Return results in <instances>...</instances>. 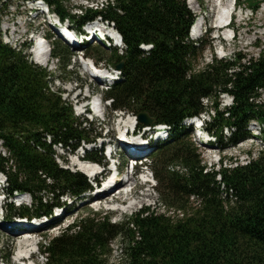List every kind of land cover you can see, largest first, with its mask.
Here are the masks:
<instances>
[{
    "label": "trees",
    "instance_id": "1",
    "mask_svg": "<svg viewBox=\"0 0 264 264\" xmlns=\"http://www.w3.org/2000/svg\"><path fill=\"white\" fill-rule=\"evenodd\" d=\"M12 1L0 0V11ZM18 1L23 6L43 1L76 31L97 18L114 25L124 48L121 54L112 49L108 59L112 67L123 63L122 80L104 93L112 114L147 113L153 127L169 130V138L154 145L150 156L167 211L144 207L121 222H113L110 214L87 213L47 239L41 249L47 264H105L114 242L121 245L123 264H264V151L247 165L223 168L218 181V173H204L194 129L184 124L210 115L204 130L217 137L222 150L252 138L254 120L263 126L264 138V103L258 101L264 97V51L245 63L214 57L198 69L206 46L190 39L194 17L185 0H114L103 8H68L67 0ZM246 1L253 10L263 2ZM49 41L51 58L66 73L73 48L59 37L49 36ZM84 49L104 58L102 46L86 44ZM29 51L30 44L14 48L5 43L0 31V172L7 181L6 196L27 195L32 201L30 206L8 203L10 220L49 218L65 196L83 199L92 189L88 178L61 167L54 148L73 153L100 136L51 89L53 75L32 62ZM223 94L234 99L231 107L221 109ZM87 157L104 159L97 151Z\"/></svg>",
    "mask_w": 264,
    "mask_h": 264
},
{
    "label": "rangeland",
    "instance_id": "2",
    "mask_svg": "<svg viewBox=\"0 0 264 264\" xmlns=\"http://www.w3.org/2000/svg\"><path fill=\"white\" fill-rule=\"evenodd\" d=\"M237 1L241 6V8L237 10L236 18L233 21L237 38L234 43H231L229 40L226 41L227 37L231 34L229 31L219 32L218 34L220 36V41L216 39L217 29L215 22L216 11L213 6L214 0H185L194 17V24L200 21L201 18L199 17H203L206 22L201 34L195 39L202 41V43L206 46L205 50L200 56V60H198V69H202L205 65L212 63L214 57L231 61L242 58V62L245 63L252 58H260V55L263 53L264 0L259 5L257 10H253L246 0ZM102 2V0H67L66 6L71 8L73 6L96 7L99 5L101 8ZM38 9L39 7L33 3H27L23 6L18 0H13L12 4L9 5L5 12L0 11V31L4 42L14 48H20L22 45L31 43L30 34L32 31L37 30L39 33L44 32L48 35L51 34L54 29L48 24V21L55 23V20H58V18L55 15H52L49 19L46 17V13L41 10V13H38L41 17L39 16L37 20H34ZM32 10L33 12L30 14V11ZM73 11L74 14H82L80 10L74 9ZM73 28L75 29L74 26ZM192 38L190 30V39L193 40ZM112 46L115 47L114 43ZM32 47L31 49H33ZM123 48L124 47H118L119 54L122 53ZM31 49L29 54L32 62H35ZM102 49L105 51L103 52L104 58L102 60L99 59L101 53L99 54L96 51L86 49L73 50L71 63L66 73L61 70L60 62L56 59H51L52 62L47 66L39 64L38 66L47 69L53 75V81L50 85L51 89L62 94V98L73 106L76 116H78L82 122L84 119V117L80 116L82 108L76 107L77 99L75 96L80 95L79 98H84L90 94L93 105L102 99L103 102H101L100 109L98 105L95 110L97 116H89L87 118L85 117L88 123L84 125L88 128L90 127L94 131L95 135L100 134L101 138H104L105 135L110 132V138L115 143L119 135V124L126 122L128 117L132 119L135 118V116H133L131 113L125 114V112L119 113L117 115L112 114L111 103L106 104L104 100V92H102L99 87L90 83L89 80L91 79L89 76H87L86 68L82 66V61L79 58L82 55H86L98 66L102 68H109L108 59L110 58L113 51L104 47H102ZM35 64L37 63L35 62ZM258 101L263 103L264 97ZM204 104L209 106L211 105V101L205 102ZM219 104L221 109H224L231 105L232 102L226 95H221ZM205 118L207 121H209L208 115H206ZM89 124H91V126ZM252 124L254 125V128L250 127L252 130V135L257 138L250 139L236 147H230L224 151L220 150L221 152H219L215 146H212V148L216 149L203 148L199 146L196 140L199 153L202 155L205 153L207 159L212 157L211 159L215 158V160H217V156L220 155L221 160L223 161V166L224 164H226L227 167H235L237 164L247 165L251 158L255 159L260 152L264 151V138H262L261 134L263 126L255 122ZM193 129L195 136L196 128L193 126ZM141 133H143V131H141ZM151 134V132H146L145 136L147 138L141 142L146 144L150 140L152 136ZM136 139L139 140L138 138ZM150 146L151 145L148 144L147 149L149 153L147 157L144 158V161H147V166L149 168L148 176L153 177V163L150 161V156L154 153L155 146L152 145V148ZM96 148H98V145H96ZM54 149L57 155V161L61 167L71 170L72 172H78V168L74 165L75 156L71 155L69 153L70 151L62 150L61 147H55ZM0 151L2 154H4L3 149H0ZM116 160L120 163H125V167H123L125 172L130 171L127 163L129 164L132 159L128 154L124 152L122 153V147L118 150V152H116ZM143 172H145V170L141 169V173ZM1 176L3 179H5L3 175ZM144 181L145 177L142 175L139 176V178H133L128 185L121 188L122 190L103 201H92L90 195L84 196L83 198L85 200L82 201H77L70 196H65L62 198L61 203L64 204L65 209L63 210V213L65 218L58 228L44 231L35 237L32 236V239H35L37 242H39V244H37L38 247L35 249L36 253L32 259L36 264H47L46 256H41L42 246H44L45 242L48 241L47 239L61 235L63 231L68 229L70 224L80 217H85L87 213H101L103 215L110 214L112 215L113 222H121L125 217H130L131 215L138 213L144 207H149L155 210L160 209V212H166L167 207L162 204V198L160 193L157 191V184L155 183L153 188H149L147 185H144ZM5 188L6 186L4 189H2V193H0V204L3 200V197H6L4 202L5 206L11 202H13L16 206L22 203L21 200H18V197L9 199L5 194ZM130 190L131 194L129 193ZM23 199L25 200L23 201V204L28 206L32 204L29 196H26ZM191 202H193V200H191ZM4 212L5 208L3 209V213L0 210V223L2 221L1 217L3 216ZM54 213L59 215V212L56 210H54L53 214ZM15 221V219H9L7 223L14 224ZM3 228L4 227L0 224V259L2 260L1 262H3L2 264H15L19 249V242L25 238H23V236L14 237L9 232L4 231ZM121 249L120 243L114 242L112 244V255L105 264H123L124 254L122 253Z\"/></svg>",
    "mask_w": 264,
    "mask_h": 264
},
{
    "label": "bare ground",
    "instance_id": "3",
    "mask_svg": "<svg viewBox=\"0 0 264 264\" xmlns=\"http://www.w3.org/2000/svg\"><path fill=\"white\" fill-rule=\"evenodd\" d=\"M231 6H232V4H231ZM219 28H221V27L220 26L216 27V29H219ZM198 29H199V23L198 24L197 23H195V24L193 23L192 29H191V32L193 31V34H192L193 36H195V35H197L199 33L198 32ZM117 36L118 35H113V37L118 40V37ZM228 40H229V37H227L226 41H228ZM32 48L33 49H31V52L34 55V59H35V62L37 63V65L39 64V65L47 66L49 63L52 62L51 61V49H50V45H49V47H48L49 49H48V51L46 53H43V50L45 49V47L41 43L38 44V45H36V46H33ZM93 71L94 72L97 71L96 72V75L98 77H101V78H103L104 76H105L104 78H107L108 77L107 73L104 72V71H102V70H97V69L94 70L93 69ZM130 123H131L130 120H126V122L121 123V125H123V127H126ZM115 143H116L117 146H120V148H121L122 145H121V141H120L119 138H117V140H116ZM132 144H139V143L133 142ZM129 147H131L133 150H135V152H136L137 155L138 154H141L144 151L140 147H138V148L134 147V145H129ZM142 155H144V154L138 155L136 157H140V156L142 157ZM74 165L79 170H81L82 172H84V173H86V174H88L90 176L93 175L94 171L96 170V167L94 165H92V164H82V163L78 162L76 158H75V161H74ZM131 180H130V182H131ZM125 186L126 185H124V184L121 183L119 185L118 184H115V185H113V187H110V186L107 185L106 188H113V189H116V190L119 189L118 191H120V190H122L121 188L122 187H125ZM101 192H102V190L99 191V194ZM21 226L22 225L14 224V225H11V226H6L3 229H4V231L9 232L14 237L23 236V238H25V239H23V240H21L19 242V249H18V252H17L18 253L17 254V259L26 258V257L29 256L30 257V260H31L33 258V256H34V254L36 253V250L35 249L38 247V245L35 243L34 239L30 238V235H31L30 233H25V235H21L22 232H25V231H23L24 228L21 227Z\"/></svg>",
    "mask_w": 264,
    "mask_h": 264
},
{
    "label": "built area",
    "instance_id": "4",
    "mask_svg": "<svg viewBox=\"0 0 264 264\" xmlns=\"http://www.w3.org/2000/svg\"><path fill=\"white\" fill-rule=\"evenodd\" d=\"M102 7L105 6V5H108L109 2H111L112 4H114V0H102ZM113 76H116L118 79H120L121 77V73L118 72V73H115ZM112 76V77H113ZM112 82L114 81L113 79L111 80ZM205 102H208L207 99L204 100V103ZM264 103V102H263ZM255 123H258L256 121H254ZM253 123V122H252ZM259 124V123H258ZM251 128H254V125L251 124L250 126ZM251 130V129H250ZM252 131V130H251ZM206 145H208V147L206 145H202L201 144V147L203 148H211V149H216V148H212V146H215L216 145V138L215 137H211L209 140H206L205 141ZM212 157H210V159H207L205 153H203L202 155V159H203V164L205 166V173H209V172H219L220 169L222 168L223 165L222 164V160H221V157L220 155L217 156V160H215V158L211 159ZM249 163V162H248ZM247 163V164H248ZM225 167L226 164H224ZM223 166V167H224ZM218 181H221V176H218Z\"/></svg>",
    "mask_w": 264,
    "mask_h": 264
},
{
    "label": "water",
    "instance_id": "5",
    "mask_svg": "<svg viewBox=\"0 0 264 264\" xmlns=\"http://www.w3.org/2000/svg\"><path fill=\"white\" fill-rule=\"evenodd\" d=\"M122 67H123V63H121L118 66H116V69L118 71H121L122 70ZM137 121H139V122H141L144 125L149 126V127L150 126H153V123H154L153 119L149 118L147 113L139 114L137 116Z\"/></svg>",
    "mask_w": 264,
    "mask_h": 264
}]
</instances>
